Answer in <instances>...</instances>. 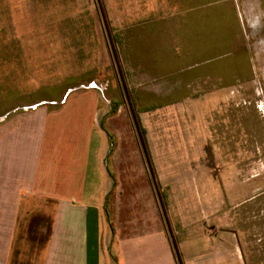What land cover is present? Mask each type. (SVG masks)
<instances>
[{"label":"crops","instance_id":"1","mask_svg":"<svg viewBox=\"0 0 264 264\" xmlns=\"http://www.w3.org/2000/svg\"><path fill=\"white\" fill-rule=\"evenodd\" d=\"M115 2L127 69L149 86L143 113L202 116L204 99L257 79L264 0ZM50 63L38 89L26 86V62L2 81L0 264H260L264 232L256 223L264 221V204L241 202L239 189L176 225L127 219L113 233L110 187L98 182L99 163L91 167L92 158L106 156L95 141L109 137L102 123L109 102L73 81L75 74L65 87L64 61Z\"/></svg>","mask_w":264,"mask_h":264},{"label":"rangeland","instance_id":"2","mask_svg":"<svg viewBox=\"0 0 264 264\" xmlns=\"http://www.w3.org/2000/svg\"><path fill=\"white\" fill-rule=\"evenodd\" d=\"M116 6L115 0H0V91L15 65L28 64L26 86L38 89L50 62L63 60L65 87L73 85L75 74L73 81L102 93L110 106L102 122L109 137L104 133L95 141L106 156L92 158L91 167L99 163L98 182L110 187L113 233L127 219L176 225L195 217L202 203L227 199L232 189L240 190L241 202L264 204V44L257 50V79L204 99L202 116L145 114L151 101L142 92L149 86L127 69ZM201 144L202 156L195 158L194 147ZM256 225L264 232V221ZM261 247L258 262L264 264Z\"/></svg>","mask_w":264,"mask_h":264},{"label":"trees","instance_id":"3","mask_svg":"<svg viewBox=\"0 0 264 264\" xmlns=\"http://www.w3.org/2000/svg\"><path fill=\"white\" fill-rule=\"evenodd\" d=\"M135 126H136V130H137V133L139 136H142L143 138V142H144V145H146V131L144 130V128L141 126L140 122L138 121V123H135ZM141 143H142V140H141ZM163 212L165 213V210H163ZM166 214H164L165 216ZM173 246H174V250L176 252L177 251V245L175 243V241H173ZM181 264V263H180Z\"/></svg>","mask_w":264,"mask_h":264}]
</instances>
